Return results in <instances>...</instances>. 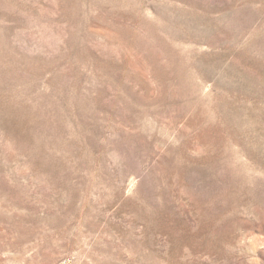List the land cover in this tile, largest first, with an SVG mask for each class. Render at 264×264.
I'll return each instance as SVG.
<instances>
[{
	"label": "rangeland",
	"instance_id": "374dc122",
	"mask_svg": "<svg viewBox=\"0 0 264 264\" xmlns=\"http://www.w3.org/2000/svg\"><path fill=\"white\" fill-rule=\"evenodd\" d=\"M0 264H264V0H0Z\"/></svg>",
	"mask_w": 264,
	"mask_h": 264
}]
</instances>
